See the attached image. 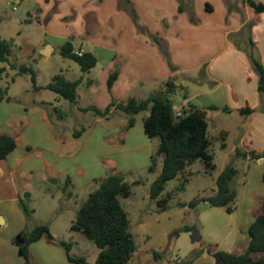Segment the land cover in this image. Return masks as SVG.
<instances>
[{"label":"crops","instance_id":"crops-1","mask_svg":"<svg viewBox=\"0 0 264 264\" xmlns=\"http://www.w3.org/2000/svg\"><path fill=\"white\" fill-rule=\"evenodd\" d=\"M254 1L264 3V0ZM36 2L35 16L38 20L45 18L51 10L55 14L45 25L46 41L38 47L39 55L45 61L57 56L75 63L60 55V48L67 42L71 44L73 53H90L96 58L94 68L85 73L80 71L74 79H80L77 100L73 103L79 113H91L96 119L94 122L98 123V117L92 112H82L79 108L93 106L103 110L110 104L122 103L129 98L144 100L163 89L167 80H172L176 86L174 92L178 91L176 109L192 106L204 113L209 110L225 115L217 130L225 133L226 148L227 139L231 136L235 138L229 151L231 158L236 149L264 153V96L257 90L258 76L249 58L252 52L264 63V14L255 13L241 0ZM43 2L46 6L49 2L51 5L43 6ZM12 49L13 43L10 56ZM17 49L22 50L20 47ZM31 51V60H37L35 49ZM42 51L49 55L44 56ZM11 64L20 66L10 57L8 63H0L3 69L0 73V89L3 92L0 106L7 105L0 113V133L17 137L14 151L0 160V216L3 217L0 264H24L11 239L18 232L26 228L30 231L38 224H26L18 209L20 195L29 193L31 201L32 186L41 182L58 185L64 208L76 213L82 203L77 199L82 189L92 186L93 191L96 188L95 184L92 185L94 180L105 178L112 170L120 173L124 164L131 170L140 166L148 168L158 142L148 139L143 133L142 120L146 115L141 116L139 121L137 116L140 113L135 115L134 126L126 129L129 117L115 107L106 117H99L100 120H109L117 113L126 117V120L119 121L116 128L106 130L113 137L111 145L103 143L104 139L98 140V133L94 131L87 135L89 129L84 125L78 129H82L79 136H73V132L78 131L74 130L71 134L65 133L63 141H56L51 133L54 123L46 119L45 112L30 114L25 105L28 103L8 104L13 100L9 92L17 75L16 70L10 68ZM33 70L36 72V69ZM64 70L58 67L52 71L50 79L59 75L69 80L65 74L72 67L67 63ZM114 71L117 78L108 89L107 80ZM48 83L38 86L44 87ZM54 100L59 102L60 99L55 95ZM31 104L45 106L33 99ZM246 107L252 109L250 114L238 113ZM59 117L64 118V114L60 112ZM98 149L108 162V170L103 168L104 164H98ZM64 150L66 153L59 155ZM53 157L61 162L52 161ZM234 165L237 169L234 180L236 199L231 213L225 208H212L202 202L193 207L197 214L187 215L188 207L183 206L186 203L171 204V195L164 194L162 197L168 196L167 208L159 210L156 201L149 197L150 204L143 209L135 228L130 229L136 251L128 264H151L147 257L152 250H166L165 254H171L166 259L172 262L169 264H174V258L182 259L193 249L197 250L193 243L198 241L213 244L216 250L243 253L249 241L247 230L264 203V159L240 157L234 160ZM224 167L222 165L217 169L215 165L217 171L211 179L210 194L215 190V180ZM58 174H63L64 178L58 179ZM66 178L70 179V183L65 186ZM63 187H66L65 191ZM202 190L205 189L197 190L196 198L210 195H198ZM49 196L52 198L53 194ZM183 226L201 228L199 240L192 242L191 232L181 233L172 248L167 250L170 234ZM51 235L62 241L53 233ZM29 251L38 264L70 263L64 248L45 237L32 243ZM215 260L203 248L192 264H219Z\"/></svg>","mask_w":264,"mask_h":264},{"label":"trees","instance_id":"trees-1","mask_svg":"<svg viewBox=\"0 0 264 264\" xmlns=\"http://www.w3.org/2000/svg\"><path fill=\"white\" fill-rule=\"evenodd\" d=\"M246 3L255 13L264 14V3L254 0H241ZM181 10V8H179ZM11 41L0 39V63H8L10 57ZM60 55L75 62L80 71L85 73L96 65V58L90 53H84L76 56L69 42L60 48ZM250 63L258 76L257 90L264 96V63L256 55L249 53ZM10 68L16 70L17 75H30V81L33 91L48 90L54 93L59 99H64L70 103H76L77 87L80 79L70 81L62 76L56 75L44 87L36 84V72L31 66L14 64ZM3 69L0 68V73ZM117 78V72H112L107 80L108 89ZM176 86L172 80L164 83L163 89L152 94L144 100L129 98L125 102L110 104L105 109L100 110L89 106L79 108L82 112H92L94 116L106 117L111 108L124 113L129 117L126 129L134 126V116L148 112L142 120L143 133L148 139L157 138L158 146L151 156L149 172H153L156 166V157H161V169L159 174L152 181L149 189V197L156 201L159 210L167 208V197H162L167 182L173 180L179 173L183 172L187 166L196 160L204 165L205 173H211L215 170L213 162L214 156L210 151L211 141L207 136V121L205 113L202 110L192 106L183 109L181 116H175V109L172 106L170 95L174 93ZM8 100V99H6ZM57 112V110H54ZM252 112L250 108L238 110L241 115H248ZM82 129L73 132L77 137ZM225 133L221 132L222 146L225 147ZM17 146V137L14 135L0 133V160H4ZM240 157H249L251 159H264V153L255 151L241 152L236 149L232 161L225 165L215 180L216 188L208 196L195 198L183 204L192 208L199 203H206L212 208H225L228 213L233 211L234 201L236 199V189L234 180L237 176V169L234 160ZM53 181V180H52ZM185 181V180H184ZM70 183L66 178L65 186ZM96 188L91 191L85 201L79 206L74 220L69 229L82 233L99 250L93 263L86 261L84 257H75L70 254L72 244L70 242L57 241L50 233L47 225L40 224L30 231H20L12 239V243L17 247L18 255L23 258L24 264H32L30 259L29 247L32 243L42 237L55 242L64 248L68 262L72 264H128L132 259L136 244L134 236L130 231V222L128 215L123 209L119 198L130 196V186L120 173L109 171L103 179L94 180ZM66 187L62 190L65 191ZM30 195L24 193L18 198V205L24 212L27 219H30L33 210L29 208ZM193 228L183 226L172 232V236H177L180 232H189ZM247 235L249 238L246 250L241 254L216 250L207 245V252L219 264H264V203L250 224ZM195 251L185 264H191V259L197 256ZM155 257L158 254L154 253Z\"/></svg>","mask_w":264,"mask_h":264},{"label":"rangeland","instance_id":"rangeland-1","mask_svg":"<svg viewBox=\"0 0 264 264\" xmlns=\"http://www.w3.org/2000/svg\"><path fill=\"white\" fill-rule=\"evenodd\" d=\"M36 4V0H0V39H6L13 43V49L12 54L10 56V60L12 62L15 61L17 64L20 65L23 64L26 66H32L34 69H36L37 85H43L50 82V75L52 71H54L58 67H62L63 71L65 72L64 66L67 63L70 64L72 70L68 71L65 75L69 80H74L80 73V70L75 63L62 60L57 56H53L47 61H45L44 58L39 55L38 47L47 39V36L45 35V25H48V23H50L55 14L54 10H51L47 16H44L45 18H40L38 20L35 16L37 10ZM42 4L43 6H46V3L43 2ZM50 5L51 3L49 2L47 3L46 7H49ZM18 47H20L22 50H18ZM31 49H35L34 55L37 56V60L35 61L31 60ZM8 78L11 79V76L8 75ZM14 79L15 84L12 86L9 92V95L13 98V100L8 101V104H11V106H16L19 105L20 102L23 103L22 105H24V103H28L25 105L29 108L30 114L45 112L46 119L54 123L51 127V133L52 136L56 139V141H63V139L65 138V133L71 134L74 130H78L82 125H84L86 129H89L87 135L94 131L98 133V140L104 139L105 141L103 143L111 145L113 137L111 138L108 135L107 131L116 128L119 125L120 120H126V117H123V115L121 116L119 115V113H117L114 114L109 120H100L98 117V123L94 122V120L96 119L92 117L91 113H79L76 110L75 104L70 103L64 99H60L59 102L55 101L54 93L48 90H41L39 92L32 91V84L30 81V75L28 73L16 75ZM79 92L81 96V101L84 103L85 100L83 99L81 89L79 90ZM2 95L3 92H1L0 89V96ZM177 97L178 91L174 92L170 96V100L174 109H176L175 105ZM32 99L39 102H43L44 104L42 105L45 106L32 105ZM77 105L85 106L88 104ZM6 106L7 105L0 106V113L2 112V110H4L3 108H5ZM55 109L57 110V112L54 111ZM60 112L64 114V118L62 119H60L59 117ZM147 113V111L140 113L137 116L138 121L141 116L147 115ZM205 118L208 125L207 136L211 141L210 151L213 153L214 156L213 162L216 165L217 169H219L222 165H227L232 161L233 156L231 158V156L229 155V151L235 143V138L233 136L229 137L227 139L228 147H223L222 139L220 137L221 132H219L217 129L220 125V122L223 121V118H226L225 115H222V113L216 111L206 110ZM154 140L156 142L159 141L157 138H155ZM99 142L100 141H98V143ZM65 153L66 150H64V153H59V155L63 156ZM93 154L96 153L93 152ZM93 154H91V158H94L92 157ZM67 157L69 158V156ZM52 161H55L58 164L61 162L60 160H56L55 157H53ZM98 164H104L106 168L104 166L103 168L108 170V162L103 156L100 155L99 149ZM123 167L124 170H122L120 174L124 176L125 181L130 186L131 194L127 198L120 197L119 200L123 209L128 212V219L131 221L130 229L133 230L135 228V223L141 218L143 209H145L146 206L150 204L149 189L152 181L155 179V177L160 171L161 157H156V166L153 172H149L148 168H144L142 166H140L136 170L126 168V164H124ZM217 169L212 171L211 173H205L203 163L199 160H196L189 166H187L183 172L179 173L176 178L167 182L162 194H164L165 196L171 195V204H176L178 202L187 204L188 202L197 197L198 189H205L202 190L198 195L210 194V187H212L211 179L216 174ZM191 172L192 174H190ZM104 175H106V173ZM63 176V174L56 175V177L60 180L64 178ZM93 184L94 183H92V185ZM91 190L92 186L85 187L81 190L77 199L81 202L85 201L89 191ZM30 192L32 194V197L29 203V208L33 210L31 216L32 219H27L24 212L18 205V209L24 216L26 224H28V226H31L33 224L47 225L48 228H50V232L53 233L57 239L62 240L64 242H70L72 244L70 251V254L72 256L84 257L86 261H88L89 263H93L99 250L82 233L71 231L69 229V225H71V222L74 220L76 213L74 212V210H66L64 208L65 203L61 200L62 193L58 185L52 186L47 182H41L37 185L32 186L30 188ZM49 194H53V197L51 198ZM20 196L22 197V195ZM70 198L72 197L70 196ZM188 214L195 215L197 214V211H194L193 207H188L187 215ZM0 217L3 218L2 216ZM200 230L201 228L192 229L191 231H189L191 232L190 240L192 242L194 232L196 231L197 234L200 235ZM25 231H28V229L26 228ZM181 233L186 232L182 231L177 236L172 237V233L170 234L169 243L166 246L167 250L169 248H172L173 242ZM193 244H196L195 246L197 250L193 249L187 256L182 259L174 258L175 260L173 263L185 264V262L190 259L192 253L196 251L198 255L194 256L191 259L192 264L200 256L203 248L207 249V245L215 247V245L213 244H205L204 242L199 241ZM165 252L166 250H152L148 254L147 261H149L151 264L172 263L166 259V256L170 257L171 254H165ZM154 253L158 254V257H155ZM30 259L32 264H38L34 261L31 254Z\"/></svg>","mask_w":264,"mask_h":264},{"label":"water","instance_id":"water-1","mask_svg":"<svg viewBox=\"0 0 264 264\" xmlns=\"http://www.w3.org/2000/svg\"><path fill=\"white\" fill-rule=\"evenodd\" d=\"M41 53H42L44 56H48V55H49L48 52H46V51H42ZM2 223H3V219L0 217V226H1ZM192 240H193V241H198V240H199V236H198V234H197L196 231L194 232V237L192 238Z\"/></svg>","mask_w":264,"mask_h":264},{"label":"built area","instance_id":"built-area-1","mask_svg":"<svg viewBox=\"0 0 264 264\" xmlns=\"http://www.w3.org/2000/svg\"><path fill=\"white\" fill-rule=\"evenodd\" d=\"M13 9H15V8H13ZM76 56H81L82 55V52H75L74 53ZM175 116L176 117H179V116H181V113H182V110L181 109H175Z\"/></svg>","mask_w":264,"mask_h":264}]
</instances>
